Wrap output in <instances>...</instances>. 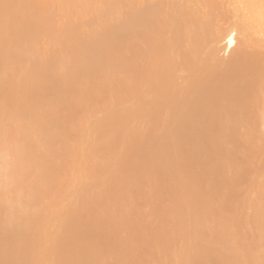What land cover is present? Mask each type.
<instances>
[{
	"label": "bare ground",
	"instance_id": "1",
	"mask_svg": "<svg viewBox=\"0 0 264 264\" xmlns=\"http://www.w3.org/2000/svg\"><path fill=\"white\" fill-rule=\"evenodd\" d=\"M229 3L0 0V264H264V25Z\"/></svg>",
	"mask_w": 264,
	"mask_h": 264
},
{
	"label": "rangeland",
	"instance_id": "2",
	"mask_svg": "<svg viewBox=\"0 0 264 264\" xmlns=\"http://www.w3.org/2000/svg\"><path fill=\"white\" fill-rule=\"evenodd\" d=\"M212 27L215 28L216 25L212 23ZM237 38H238V35L236 34V35H235V42H234L235 46H236V44H237ZM40 42H41V41H40ZM46 42H47V43H46ZM49 42H50V43H49ZM45 43H46V44H48V43L51 44V40H49V41H47V40H46V41H45V40L43 41V40H42V43H40V46L43 47V45H45ZM42 44H43V45H42ZM233 47H234V46H233ZM233 47H232V48H233ZM156 49H157V48H156ZM47 50H48V49H47ZM154 52H155V54H157V51H154ZM230 54H231V51H230V50H227V51H226V45H225L224 43H220V44L217 46L216 59H217V61H218V63H219V67H220V68H223V67L228 63V61H229V59H230ZM178 81H179V82H182V79H179ZM161 93L163 94L164 92H161ZM163 95H164V94H163ZM161 96H162V95H161ZM162 97H163V96H162ZM179 169H180V167H178V169H177L178 172L176 171L175 173H180V170H179ZM246 211H247V210H246ZM246 211H245V212H246ZM245 214H246V213H245ZM70 219L72 220L71 217H70V218L68 217V220L66 219V220H67V221H66L67 224H66V222H65L64 225H66V226H63V228H62V229H64V237H67V236L65 235V233H66V234L68 233V231H67V230H68V229H67V225H68L70 222H71L70 224H71V228H72V229H71V228L69 227L70 230H74V229H76V228H73L74 225H73V222H72ZM68 221H70V222L68 223ZM70 224H69V225H70ZM72 226H73V227H72ZM65 227H66V228H65ZM49 231H51V230H49ZM52 231H53V230H52ZM52 231H51V233H50V234H51L50 237H52ZM62 231H63V230H62ZM85 235H87V234H85ZM85 235L82 234L81 236H83V237H80V238H81L80 240L83 241L82 243H85V244L87 243V244L89 245V241H88L89 238H88V236L86 237ZM78 236H79V235H78ZM64 237H63V239H65ZM63 239H62V242H64V245H67V244L65 243V242L67 241V239H66L65 241H64ZM82 239H83V240H82ZM28 240L30 241L31 239H27V238H26V240H24V241L27 242ZM85 240H86V241H85ZM24 241H23V242H24ZM26 242H25V245H29L30 247H29V246H25V245H24V247L22 246L21 248H22L23 250L21 249V252L24 251V252H22L23 255L25 256V254H26L27 256H29L28 254H30V251H31L30 249L33 250V248H34V247H33V242H32V240H31V243H30V242H27V243H26ZM56 242H57V241H56V239H55V243H56ZM62 242H61V244L63 245ZM22 244H23V243H22ZM31 244H32V245H31ZM87 244H86V245H87ZM181 245H182V244H181ZM84 246H85V245H84ZM178 246L180 247V244H178ZM32 247H33V248H32ZM192 247H193V246H192ZM183 248H184V247H183V245H182V250L185 251V252L182 251L183 257H185V258L187 259V258L190 256V254H191V249H192V248H184V249H183ZM25 249H27V250H25ZM25 252H29V253H25ZM179 252H180V250H179ZM179 252H178V253H179ZM188 252H189V253H188ZM68 253H70V252H68ZM188 254H189V255H188ZM69 255L71 256L72 254L70 253ZM64 256H65V255H64ZM80 257H82V255L79 256V260L81 259ZM83 257H84V260L86 261V263L83 262V258H82V259H81V260H82V261H81L82 264H83V263H84V264H87V263H88V259H86L85 256H83ZM20 258H22V256H21ZM66 258H69V259H70V257H68L67 254H66L65 259H64V257H62V259H63L62 261H64V262H61V261H60L61 264H64V263H68V264H69L70 261H69V259L66 260ZM71 258H72V257H71ZM22 259H23V258H22ZM22 259H21V260H22ZM72 259H73V260H72ZM72 259H70V260H72L71 264H72V263L74 264V262H73V261H74V258H72ZM24 260H25V258H24ZM60 260H61V259H60ZM54 261H55V260H54ZM58 261H59V260H58ZM65 261H66V262H65ZM68 261H69V262H68ZM20 262H21V261H20ZM55 262H57V261H55ZM54 264H55V263H54Z\"/></svg>",
	"mask_w": 264,
	"mask_h": 264
},
{
	"label": "snow or ice",
	"instance_id": "3",
	"mask_svg": "<svg viewBox=\"0 0 264 264\" xmlns=\"http://www.w3.org/2000/svg\"><path fill=\"white\" fill-rule=\"evenodd\" d=\"M226 7L234 10H248L259 7V21L262 25H264V0H260V4L258 6L254 3H229ZM233 36H235V33H233Z\"/></svg>",
	"mask_w": 264,
	"mask_h": 264
}]
</instances>
